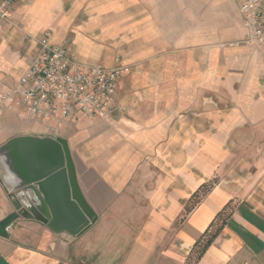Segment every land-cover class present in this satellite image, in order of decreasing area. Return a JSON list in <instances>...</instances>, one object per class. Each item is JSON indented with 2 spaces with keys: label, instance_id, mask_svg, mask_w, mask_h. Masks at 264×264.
<instances>
[{
  "label": "crops",
  "instance_id": "obj_1",
  "mask_svg": "<svg viewBox=\"0 0 264 264\" xmlns=\"http://www.w3.org/2000/svg\"><path fill=\"white\" fill-rule=\"evenodd\" d=\"M241 2L193 0V43L159 33L139 50L138 19L118 1H16L0 19V95L45 33L78 63L131 72L106 122L3 109L0 147L68 141L97 221L73 236L22 218L0 166V264H264V57L245 41Z\"/></svg>",
  "mask_w": 264,
  "mask_h": 264
},
{
  "label": "built area",
  "instance_id": "obj_2",
  "mask_svg": "<svg viewBox=\"0 0 264 264\" xmlns=\"http://www.w3.org/2000/svg\"><path fill=\"white\" fill-rule=\"evenodd\" d=\"M16 1L0 0L1 20H9ZM240 14L245 41L260 48L264 57V0H242ZM50 40L48 33L42 36L39 52L18 84L0 95V115L5 107H14L36 120L109 121L118 82L131 67L81 64Z\"/></svg>",
  "mask_w": 264,
  "mask_h": 264
},
{
  "label": "water",
  "instance_id": "obj_3",
  "mask_svg": "<svg viewBox=\"0 0 264 264\" xmlns=\"http://www.w3.org/2000/svg\"><path fill=\"white\" fill-rule=\"evenodd\" d=\"M1 179L18 214L73 236L84 233L97 214L79 186L65 138L19 136L0 147Z\"/></svg>",
  "mask_w": 264,
  "mask_h": 264
},
{
  "label": "rangeland",
  "instance_id": "obj_4",
  "mask_svg": "<svg viewBox=\"0 0 264 264\" xmlns=\"http://www.w3.org/2000/svg\"><path fill=\"white\" fill-rule=\"evenodd\" d=\"M81 1L85 2V0ZM115 1L120 2L122 5H128L134 18L138 19L134 20V45L139 50L143 44L142 38L148 36L150 45L157 46L159 43L157 34L159 33L163 35V38L173 39L174 36H178L181 37L184 44L190 41L193 43V38L190 39L188 36H184L185 33H193V0ZM44 122L47 124L55 123L54 120Z\"/></svg>",
  "mask_w": 264,
  "mask_h": 264
}]
</instances>
